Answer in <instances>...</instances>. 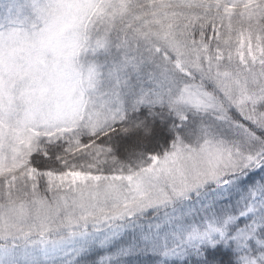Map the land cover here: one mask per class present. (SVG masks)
<instances>
[{
    "label": "snow or ice",
    "instance_id": "obj_1",
    "mask_svg": "<svg viewBox=\"0 0 264 264\" xmlns=\"http://www.w3.org/2000/svg\"><path fill=\"white\" fill-rule=\"evenodd\" d=\"M0 264H264V0H0Z\"/></svg>",
    "mask_w": 264,
    "mask_h": 264
}]
</instances>
